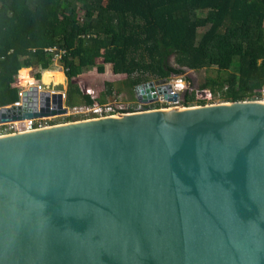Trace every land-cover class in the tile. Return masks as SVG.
Instances as JSON below:
<instances>
[{"label":"water","instance_id":"obj_1","mask_svg":"<svg viewBox=\"0 0 264 264\" xmlns=\"http://www.w3.org/2000/svg\"><path fill=\"white\" fill-rule=\"evenodd\" d=\"M16 89L0 125L68 114L62 92ZM0 264H264V101L0 137Z\"/></svg>","mask_w":264,"mask_h":264},{"label":"trees","instance_id":"obj_2","mask_svg":"<svg viewBox=\"0 0 264 264\" xmlns=\"http://www.w3.org/2000/svg\"><path fill=\"white\" fill-rule=\"evenodd\" d=\"M103 3L104 0H0V107L19 101L15 87L20 90L37 84L29 74L31 67L46 65L41 79L39 73L35 79H40L48 91L62 90V72L50 67L54 60L70 82L65 105L71 109L93 103L71 80L93 69L101 74L104 65L126 76L124 85L135 101L134 88L151 79L168 82L186 70L202 69L220 79L221 74L228 75L220 71H229L231 64L238 63L237 73L222 80L225 102L261 98L264 0ZM97 59L102 64H97ZM211 86L212 82L206 81L201 90ZM111 94V85L107 84L99 102L103 104ZM182 98L185 107L205 104L193 90L185 91ZM160 108L152 104L144 109Z\"/></svg>","mask_w":264,"mask_h":264},{"label":"rangeland","instance_id":"obj_3","mask_svg":"<svg viewBox=\"0 0 264 264\" xmlns=\"http://www.w3.org/2000/svg\"><path fill=\"white\" fill-rule=\"evenodd\" d=\"M105 3H106V0H104L103 6L105 5ZM171 62H173V59H171ZM96 63L102 64V60L97 59ZM50 67L56 70L59 69L62 72L64 76L63 89L62 90L57 89L55 91L57 92L61 91L62 93L65 94L70 82L65 77L62 67L58 64V62H56V60H54L53 64H51ZM43 68H47V66L39 65L37 67H31V72L29 74L31 78L36 81L35 83L37 82L40 83V79L42 77L41 73L44 70ZM237 69H238V63L236 65L231 64V68L229 69V71H226L228 72L227 76L229 77L230 73H237ZM38 73L40 74V79L36 80L35 75ZM227 76H225V79L220 80V79H216L215 78L216 76H212V75L210 76L208 71H205V70H200V71H195V72L186 70L185 73L181 76H172L168 82H164V81L158 82L152 79L149 82H153L155 84V87H158L165 83L172 84L175 81H182V83H184V85L187 86L186 88H188L186 89V91L193 90L195 92L197 91L198 93L203 92V90H201V87L206 81L212 82L211 88L206 89L207 94L203 95V98L201 99L203 100L205 104L199 105L198 103L196 104L194 103L192 106H189V107H198V106H205V105L209 106V105H217V104L226 103L225 97H224V90H225L224 86L225 85H224V81L222 82V80H228ZM185 78H187V80H185ZM125 79H126L125 75L117 74L109 65H104V70L101 74L98 73L96 69H93L90 72L84 73L72 79L71 84L78 86L80 90L82 91V93L85 95H88L89 91H93L94 97L96 98L100 97V99H102L101 94H104L105 86H107V84H110L112 88V94L104 98L105 103H112L115 100V101H120L124 105L130 104L131 108H135L136 105L133 104L134 102H136L135 90H134V95H133L135 97V101H132V99L130 98V94H129L130 91L124 85ZM17 81H18V78H17ZM28 87L29 86H25L23 89L26 90ZM20 90H21V87H20ZM184 92L185 90L178 94V99H177L176 104H159V106H161L160 109L178 110L181 107L188 108L182 105V100H183L182 97H183ZM209 93L212 95L211 99H207L209 97ZM72 99H76V97L73 96ZM151 105L152 104H150L149 106ZM81 107L80 106L75 107L74 109H78ZM147 110L148 109H146L145 111ZM84 118H85L84 115L80 113H75L74 110L71 109V107H68V114L64 116L54 117V118H46L45 120H48L46 122H49V124H52V127H53L57 125L67 124V123L82 122L84 121L83 120ZM15 123L16 125L13 126L14 129H16L17 131L23 130L22 124H19V122H15ZM14 129L9 130L7 127H0V136L7 135L8 134L7 132L9 131L15 132L16 134V130Z\"/></svg>","mask_w":264,"mask_h":264},{"label":"built area","instance_id":"obj_4","mask_svg":"<svg viewBox=\"0 0 264 264\" xmlns=\"http://www.w3.org/2000/svg\"><path fill=\"white\" fill-rule=\"evenodd\" d=\"M38 86L39 90H46L41 86V83L37 82L36 84ZM172 86V94H179L182 91H186L187 86L182 83V81H175L174 83L171 84ZM207 91L203 90V95H206ZM94 92L89 91L88 96L90 99L93 101L91 106H82L81 108L78 109H73L75 113H80L85 116L83 119L84 121L88 120H99V119H104V118H113V117H118V116H124L132 113H137L141 111H145V107H149L150 104L144 105L141 104L139 101L134 102L133 104L136 105L135 108H131L130 104L124 105L120 101H113L112 103H103L101 104L99 102L100 97L96 98L94 97ZM201 93H197V99H200ZM19 97H20V92H19ZM212 95L209 93V97L207 99H211ZM255 102H260L264 101V89L261 91V98L259 100L255 99ZM18 103V102H16ZM176 102L171 103V104H176ZM154 104H169L163 100L161 96H158L157 101ZM150 110V109H148ZM46 118H41V119H36V120H28V121H23L19 122V124L23 125V130L17 131L16 129L13 128L14 125H16L15 122L13 123H6L3 125H0V127H7L9 130L14 129L16 130L17 133H26V132H33V131H38L42 129H47L52 127V124H49V122H46L48 120H45ZM7 135H13L15 132H7ZM3 135V136H7ZM2 137V136H1Z\"/></svg>","mask_w":264,"mask_h":264},{"label":"crops","instance_id":"obj_5","mask_svg":"<svg viewBox=\"0 0 264 264\" xmlns=\"http://www.w3.org/2000/svg\"><path fill=\"white\" fill-rule=\"evenodd\" d=\"M216 69V68H215ZM202 70H205V71H207V69H202ZM200 71V70H199ZM219 71V70H218ZM195 72V71H194ZM220 72H226V71H220ZM215 76V75H214ZM217 77V76H216ZM227 78H228V76H227ZM220 79H225V76H224V74H221L220 75Z\"/></svg>","mask_w":264,"mask_h":264},{"label":"bare ground","instance_id":"obj_6","mask_svg":"<svg viewBox=\"0 0 264 264\" xmlns=\"http://www.w3.org/2000/svg\"><path fill=\"white\" fill-rule=\"evenodd\" d=\"M35 85H36V84H35ZM21 90H23V89L21 88ZM53 92H54V91H53ZM182 109H184V107H183V108L181 107V108H179L178 110H182ZM0 137H1V136H0Z\"/></svg>","mask_w":264,"mask_h":264},{"label":"clouds","instance_id":"obj_7","mask_svg":"<svg viewBox=\"0 0 264 264\" xmlns=\"http://www.w3.org/2000/svg\"><path fill=\"white\" fill-rule=\"evenodd\" d=\"M197 93H198V92L196 91V96H197ZM201 95H202V94H201ZM199 100H201V98H200ZM153 104H154V103H153ZM73 109H74V108H73Z\"/></svg>","mask_w":264,"mask_h":264}]
</instances>
